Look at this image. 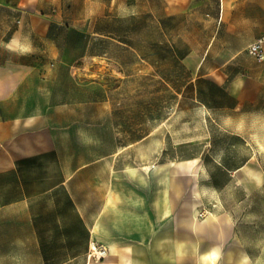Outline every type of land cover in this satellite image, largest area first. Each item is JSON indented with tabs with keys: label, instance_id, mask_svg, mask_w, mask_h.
Masks as SVG:
<instances>
[{
	"label": "crops",
	"instance_id": "1",
	"mask_svg": "<svg viewBox=\"0 0 264 264\" xmlns=\"http://www.w3.org/2000/svg\"><path fill=\"white\" fill-rule=\"evenodd\" d=\"M163 1L169 18L211 28L205 46L187 41L181 60L227 93L231 107L221 109L245 106L250 82L258 86L255 100L264 90V62L248 49L264 37V0ZM0 12L13 25L9 38L0 35V264H264V211H254L264 169H225L224 188L243 184L251 194V206L239 212L235 199L209 198L214 181L195 178L202 164L140 169L107 164V153L81 159L93 147L57 135L48 89L33 83L40 70L33 55L40 59L54 33L55 0H0ZM231 76L251 79L226 87ZM91 243L107 256L89 260Z\"/></svg>",
	"mask_w": 264,
	"mask_h": 264
},
{
	"label": "rangeland",
	"instance_id": "2",
	"mask_svg": "<svg viewBox=\"0 0 264 264\" xmlns=\"http://www.w3.org/2000/svg\"><path fill=\"white\" fill-rule=\"evenodd\" d=\"M55 3L54 33L40 46V59L33 55L40 68L33 83L48 89L57 135L71 139L70 146L79 147V138L89 143L95 153L81 159L107 153L105 162L117 168L202 164L194 177L214 181L210 199H235L239 212L251 206L243 184L224 188L230 178L225 169L247 164L264 169V90L253 100L258 86L250 82L245 87L254 94L247 95L245 106L221 109L231 107L227 93L193 74L178 55L191 47L187 41L205 46L208 24L169 18L163 0ZM6 17L0 12V35L9 38L13 25ZM238 78L251 79L231 76L226 87ZM247 179L239 174V180ZM254 194V211L263 212L264 188Z\"/></svg>",
	"mask_w": 264,
	"mask_h": 264
},
{
	"label": "built area",
	"instance_id": "3",
	"mask_svg": "<svg viewBox=\"0 0 264 264\" xmlns=\"http://www.w3.org/2000/svg\"><path fill=\"white\" fill-rule=\"evenodd\" d=\"M249 54L259 62H264V37L257 39L249 46ZM107 256L106 249L97 243H91L88 259L91 261H100Z\"/></svg>",
	"mask_w": 264,
	"mask_h": 264
},
{
	"label": "bare ground",
	"instance_id": "4",
	"mask_svg": "<svg viewBox=\"0 0 264 264\" xmlns=\"http://www.w3.org/2000/svg\"><path fill=\"white\" fill-rule=\"evenodd\" d=\"M169 173H170V175H172V171H169ZM169 173H168V174H169Z\"/></svg>",
	"mask_w": 264,
	"mask_h": 264
},
{
	"label": "trees",
	"instance_id": "5",
	"mask_svg": "<svg viewBox=\"0 0 264 264\" xmlns=\"http://www.w3.org/2000/svg\"><path fill=\"white\" fill-rule=\"evenodd\" d=\"M178 55L180 56V58L183 56V54L182 55L178 54Z\"/></svg>",
	"mask_w": 264,
	"mask_h": 264
}]
</instances>
